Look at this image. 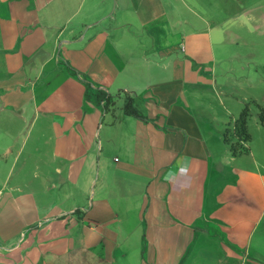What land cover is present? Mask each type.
Wrapping results in <instances>:
<instances>
[{"label":"crops","instance_id":"crops-1","mask_svg":"<svg viewBox=\"0 0 264 264\" xmlns=\"http://www.w3.org/2000/svg\"><path fill=\"white\" fill-rule=\"evenodd\" d=\"M233 2L0 0V264H264L263 216L228 208L227 162L251 151L206 100L229 112L217 75L253 19Z\"/></svg>","mask_w":264,"mask_h":264},{"label":"rangeland","instance_id":"rangeland-1","mask_svg":"<svg viewBox=\"0 0 264 264\" xmlns=\"http://www.w3.org/2000/svg\"><path fill=\"white\" fill-rule=\"evenodd\" d=\"M195 1L206 9L207 13H204L205 15H212L214 2H216L220 7L222 6L221 8H223V10H221L225 12L223 15L230 12H232V14H236L235 3L233 2L230 4V0ZM244 1L246 2L248 9H251V17H253L250 26L247 25L246 28L237 30L241 40L238 42V46L236 48L238 51L242 52L241 54L244 59L242 61L237 60L233 63L234 70H232L229 75L228 73H225L223 77L217 75L218 81H222L224 79L227 81L226 87L230 95H227L224 98L229 108V112L222 109L214 92L208 91V86L207 94L210 96H207L206 100L212 102L213 104L217 103L218 115L219 117H222L223 120L225 118H231L232 115L238 116L244 104L248 101L250 102L251 114L248 124L251 139L248 142H243L242 145L248 147L251 153L235 157L227 162V164L230 165V177H232V179H230L228 208L231 215H235L240 218L254 219L256 216L262 215L264 219V183L261 179V177L264 178V126L259 120V106L256 104L258 103L264 107V15L263 18L260 17L261 13L264 14V0ZM181 10L192 23L199 20V18L186 9L185 6H182ZM217 11L219 12V10ZM240 25L241 24H236V26ZM212 75H214V78L216 73L209 72L207 77L210 78ZM99 90L100 89L96 86L91 87L90 98L88 101L94 100L98 105H101L102 102L99 104L95 96ZM112 95L114 102L110 104L108 109L105 108L108 111L116 105L117 97L114 94ZM230 127H232V125H230ZM218 133L221 134L220 132ZM228 136L231 139L236 140L231 132H228ZM114 150L115 149L112 151ZM222 150L223 146H219L218 152L220 156H222ZM229 156L230 152L229 149H227V157ZM218 191L219 189H217L212 196L217 194ZM210 204L212 207L216 206V203L213 201L210 202ZM262 226L264 229V220ZM222 243L223 242L220 241L222 246L225 245ZM243 244L244 239L242 237L239 239V250H241ZM227 253L228 251L226 254ZM238 253L240 254V252ZM203 259L206 261L205 263L220 264L218 261L213 260L212 257L210 258L204 256ZM238 262L239 261L236 260L233 261L232 264H238Z\"/></svg>","mask_w":264,"mask_h":264},{"label":"trees","instance_id":"trees-1","mask_svg":"<svg viewBox=\"0 0 264 264\" xmlns=\"http://www.w3.org/2000/svg\"><path fill=\"white\" fill-rule=\"evenodd\" d=\"M86 85H87V91H86V99L88 100L90 98V88H91V83L86 80ZM96 98L97 102L100 104L101 102H104V107L106 109L109 108L110 104L114 102L113 100V95L104 91V90H99L96 93ZM259 120L261 124L264 126V107L259 105ZM125 112L128 115L136 116L141 119L146 118L139 109H137L133 105V99L128 98V101L125 104ZM250 102H246L240 111L239 115L237 118H235L232 122L229 123V125L225 128L224 131V141L230 144V150L231 153L235 156L241 155L244 153H248L249 149L248 147L242 145L243 142H248L251 139V133L249 131V124L248 120L250 117ZM232 125V127H230ZM228 132H231V134L236 138V140L231 139L228 136Z\"/></svg>","mask_w":264,"mask_h":264}]
</instances>
